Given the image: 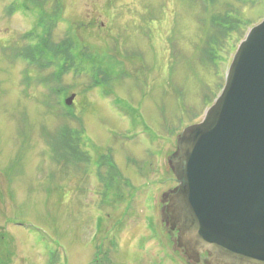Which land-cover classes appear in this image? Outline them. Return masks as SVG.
<instances>
[{"label":"rangeland","instance_id":"1","mask_svg":"<svg viewBox=\"0 0 264 264\" xmlns=\"http://www.w3.org/2000/svg\"><path fill=\"white\" fill-rule=\"evenodd\" d=\"M263 19L264 0H0V264H185L165 159ZM96 156L112 190L89 188Z\"/></svg>","mask_w":264,"mask_h":264},{"label":"water","instance_id":"2","mask_svg":"<svg viewBox=\"0 0 264 264\" xmlns=\"http://www.w3.org/2000/svg\"><path fill=\"white\" fill-rule=\"evenodd\" d=\"M167 160L176 186L160 197V222L172 250L186 264H264V19Z\"/></svg>","mask_w":264,"mask_h":264},{"label":"flooded vegetation","instance_id":"3","mask_svg":"<svg viewBox=\"0 0 264 264\" xmlns=\"http://www.w3.org/2000/svg\"><path fill=\"white\" fill-rule=\"evenodd\" d=\"M70 144H71V147H72V150H73L72 156H71V158H72L73 161H75L76 158H77L76 155H75V153H77V152H80V154L82 156L80 158H82L84 160V163L85 162H88V161L90 162L91 160H93V156H91L92 155V151H90V153L88 152V149H85V150L82 151V150H80L79 146H77L74 142H71ZM99 161H100V159L98 158V156H96L95 157V164H96V166L99 163ZM102 178H103V175L102 176L100 175L99 167L97 166L95 168V172L92 173V174H90V176H87V179H88L87 180V183L89 184V188L91 187L92 190H94L95 188H97L98 186H100V188L101 187L102 188L108 187L110 190H112L109 187V185H108V180H107L106 177L104 178V184L101 186V184H102ZM91 183H92V186L90 185ZM175 186H176V184H175ZM175 186L173 188L169 189V191L172 190V189H174ZM164 226L165 225H163V227ZM164 232L165 233L167 232L166 234H167L168 240L170 242L173 241V238L174 237H170L168 231L165 228H164ZM173 234L176 235V233H173Z\"/></svg>","mask_w":264,"mask_h":264},{"label":"trees","instance_id":"4","mask_svg":"<svg viewBox=\"0 0 264 264\" xmlns=\"http://www.w3.org/2000/svg\"><path fill=\"white\" fill-rule=\"evenodd\" d=\"M61 47H63V45H60ZM65 48H66V46H65ZM46 50H52L48 45H46ZM66 50H67V48H66ZM56 53L55 52V50H52V53ZM42 53H44L43 51H42ZM53 53V54H54ZM68 54H69V51H67L66 52V55H63V59H62V61L65 63H68L67 64V66H60V68H61V73L63 74L65 71L66 72H68V69H67V67L70 65V61H71V57L70 56H68ZM42 55V54H41ZM67 137V136H66ZM66 137H65V139L62 141L63 143H68V141L66 140ZM68 140L70 141V140H72V138H70L69 137V135H68Z\"/></svg>","mask_w":264,"mask_h":264}]
</instances>
